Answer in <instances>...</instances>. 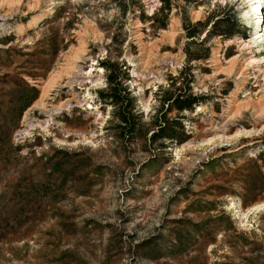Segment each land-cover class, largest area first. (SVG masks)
Returning <instances> with one entry per match:
<instances>
[{
  "label": "rangeland",
  "instance_id": "rangeland-1",
  "mask_svg": "<svg viewBox=\"0 0 264 264\" xmlns=\"http://www.w3.org/2000/svg\"><path fill=\"white\" fill-rule=\"evenodd\" d=\"M250 10L0 0V264H264V45ZM179 93L199 102L182 109ZM164 122L177 137L158 138Z\"/></svg>",
  "mask_w": 264,
  "mask_h": 264
},
{
  "label": "trees",
  "instance_id": "trees-1",
  "mask_svg": "<svg viewBox=\"0 0 264 264\" xmlns=\"http://www.w3.org/2000/svg\"><path fill=\"white\" fill-rule=\"evenodd\" d=\"M230 35L233 36V34H230ZM103 64L106 66L107 70L109 71L108 81H109V85H110V91L106 94V97H107L106 99L109 98V99H111L112 103L114 102L115 105L120 106L121 105L120 104L121 98L118 96L120 84L117 82L119 75L117 74V71H116V66H115L116 64L109 61V60H107L106 62H103ZM120 91L126 92V88H123V90H121V88H120ZM182 96H184V94H182V93L175 94L174 100H173V102H175L177 104L182 103L179 106L182 109H193V105L199 102L198 101L199 99L196 97L189 96L187 99H185L184 97L182 98ZM134 113L127 111V110L120 109L118 111L117 119L126 122V124L132 125V127H135L139 120H137L138 119L137 118L138 116H136L137 114H134ZM166 126H167V123L164 122L163 127H161V129H162L161 133L158 134V138L162 137L163 135H164L163 137H165V135H168V137L170 139L178 136L177 130H174L173 128L171 129V131H173V132H168V133L166 132L165 133ZM185 135H186V133H185V128H184L181 132V136H179L177 138V140L180 142L184 141L186 139Z\"/></svg>",
  "mask_w": 264,
  "mask_h": 264
},
{
  "label": "bare ground",
  "instance_id": "bare-ground-1",
  "mask_svg": "<svg viewBox=\"0 0 264 264\" xmlns=\"http://www.w3.org/2000/svg\"><path fill=\"white\" fill-rule=\"evenodd\" d=\"M245 2L251 7L246 16L255 18L254 26H257L250 42L261 47L264 45V0H245Z\"/></svg>",
  "mask_w": 264,
  "mask_h": 264
}]
</instances>
